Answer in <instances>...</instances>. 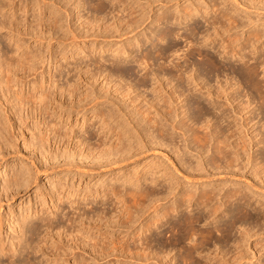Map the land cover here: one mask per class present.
<instances>
[{
	"label": "bare ground",
	"instance_id": "bare-ground-1",
	"mask_svg": "<svg viewBox=\"0 0 264 264\" xmlns=\"http://www.w3.org/2000/svg\"><path fill=\"white\" fill-rule=\"evenodd\" d=\"M125 1L126 0H117V3L124 4ZM161 1H163L161 2L163 3L162 6L164 5L168 10L171 7L168 6V4L177 0ZM197 1H200V3L197 2V4H194L192 3L193 1H190V3L187 6H184L183 9L178 8V10H176V7L175 14L173 13L175 15L174 21L177 23L176 25L180 26L188 18L190 19L193 16L199 14L202 18H204V22H206L208 26L204 33V36L206 37L205 40L210 39L214 42L217 40V38L220 39L221 43L218 45L220 47V54L226 53L227 55L232 54L233 56H237L236 61L242 62V65L244 66L237 71L233 69L228 62L223 60L222 70H227L230 77L225 79L224 83L220 82L215 85H210L208 81L205 80L206 78H202L200 76L198 71H193L192 68H189L188 70L187 64L181 65L179 62H173L171 64L173 80L175 77L176 79H179L182 72L187 74L191 72L189 84L192 86L188 89V92H190L191 89H195L196 93H185L183 89H178L176 84L170 88V91L166 90L165 86L167 87V85H171L172 80H168L169 82L167 81V85H164L161 83L164 75H160L158 72H153L150 69L152 74L150 76L157 84V87L153 89V91H157L158 93L161 92L163 96L159 99H157V96L151 100L145 99L146 105L144 104L145 106L143 105L136 108H134L135 106H131L134 105L133 103L136 102L135 100L139 97V95L137 94L138 96H136L135 94V96H130L132 92L137 90L136 86L132 84L125 85L127 86L125 88V93L123 90V94L120 98L117 97V95H113L111 98H109L108 96L110 94L108 95L106 91L105 95L103 94L101 96H93L92 94L94 91H89V89H87L88 87L90 88L92 86H88L86 88V90L89 92H86V94L83 96L81 95L82 98L79 95L80 100L78 98V103L88 99L87 104H91L92 106L90 105V108H94V111L92 112L95 113V117H98L102 120V123L98 129H100L102 137L105 136V139L104 137L99 139V142L96 144V146L89 147L87 146V141L84 137L76 138L75 136V139H77L76 142H78L79 146H85L86 144L88 150L92 149V152H96V155L93 154L94 157L96 156L93 160V164L96 162L94 165H117L124 160H127L133 156H137L138 154L146 152L149 149L157 151L159 150V152L163 153V155H165L166 159L169 161V165H163L161 170L159 169L160 166L156 167V165H154L152 166L156 168L154 171L149 170V172H146L145 170L143 174H139L140 176L138 173H136L137 175L132 174L135 176L134 179L132 176L131 178L129 177L124 178L123 180L121 179L122 181L119 180L121 181V184L124 185L122 186L123 189L120 187V183L117 185V180L115 183L112 182L113 184L106 183L107 186L103 191V194L93 190L95 195H92L95 197L91 203L96 201L95 199L97 195H99L98 203L102 205H105L106 203L108 204L107 200L109 198H113L115 200V204L117 205L121 203V207L117 209L115 206L114 210H112V213L110 207L107 206L105 208L103 207L102 210L100 209L101 211H99V209L96 210V208H91V215L85 210L82 212H77L76 214L75 211L78 209V202L73 199L70 201V203L68 202L69 206L72 208V211L70 212L71 215L66 214L65 216L66 220L69 222V226L67 228L69 232L67 235L71 237V239L74 241V245L77 247L80 245L78 240L80 241V238L83 239V244L81 243L82 251H84L83 248L85 245H88L89 241H93L90 246L94 254H104L106 248L111 244L113 247L110 248V255L114 254L112 252L119 250V254H114L116 257L115 260H120L119 258L124 256L126 259L129 258L135 260V262H138V260L147 261V259H155L156 261L154 264H162L161 259L167 258L172 248L161 251L151 249V244L147 242V235L144 237L142 236L143 244H136L138 247H129L127 242V237L129 235L128 230L135 223H138L140 226L137 229L138 231L141 230V235L145 231L147 232V230H149L154 224L156 225L157 233L160 234L162 232L163 226L166 225L167 229L172 232L171 235H173L172 241L169 243L166 242L168 246L180 245L186 240L191 242V246L189 245L190 248L188 247L187 249H184L179 255V258L182 260V262H188V264H257L260 263V258L264 256V242L262 243L264 238V188L263 186L258 185V180L256 178L260 173H264V81H259L256 77L259 74V68H261L262 72H264V42L262 43V38L264 36V18H258L257 20L254 18L253 20L251 18L253 20L252 21L247 14L248 8L264 10V0H220V2H217V0ZM12 2V0H7V2H5V0H0V15H4V12H2L3 8L6 7V5H11ZM226 2L229 4L231 3L230 6H225L224 3ZM41 3L43 4L44 8L49 7V2H47V0H41ZM55 3L57 4V2ZM237 7H240L241 11L245 12L244 15H248V18L251 20L250 22H247L248 25L249 23H252L251 27L249 26L250 30L248 32V37L243 38L244 41L239 46H237V43L242 39V37L237 38V36H239L237 35L235 37L233 36L232 38V35L229 33L234 29L239 27L243 29L248 25L245 23L246 20L243 21L242 18H240H244L245 16H240L243 13L239 14ZM244 7L245 10L247 9L246 11L244 10ZM214 8L215 11L213 14H211V10ZM12 15V17H15V13H12ZM158 17L161 20L165 19L166 14L163 13ZM259 19L263 21H260L259 23ZM121 20L122 19H119L120 23L122 22ZM21 21L23 20L15 21L14 18L13 21H7V23L10 24L7 27L5 21L2 20L0 21V29L2 30L3 28H9L10 31L15 30L20 26L22 23ZM52 22V24L56 26L57 20L55 19ZM43 23L44 22L42 19H40L38 23L33 26L34 32H39V27L43 26ZM141 24V20H138V18L134 17L133 19L131 18L125 20L123 25L120 24L122 26L115 27L116 25L114 24L111 26H104L102 32H108V34H113L114 32L117 34L116 36L120 37L129 34L125 38V42L128 43V47L123 42V44L120 45V47L115 51V57H117L118 54L120 55L124 53H127V56L131 57L133 44L130 41L135 40L137 43L139 42L137 36L138 31H136V29L140 27ZM31 25L33 24L31 23ZM27 26L25 25V31H28L29 29ZM12 27L13 29L11 30ZM52 28L56 27L53 26ZM209 28H211V32L209 31ZM30 31H32L31 28L29 32ZM16 32L18 33V31ZM13 33L14 32H11V35L8 36L11 37L15 35ZM52 33L54 35L55 31ZM17 37V39H19L18 41H20L21 37ZM37 37L39 38L38 35ZM42 37L39 39H42ZM187 37L190 38L189 35ZM18 41H14V48L11 50L14 52L12 55L11 53L8 55L9 50L0 51V88H6V93L8 95H6L7 100H5L9 104L10 112L13 109L14 112L11 113L19 118L21 115V110L25 107V104L33 103L34 109H39L40 112H45L49 109L48 104H50L52 100L54 101V99H52L51 91H43L42 88L44 86L42 82L40 85V93H38L39 90H36V88L32 90V93L27 96H23L21 93L16 94L15 96L11 94L10 87H12L14 83L17 84L22 77H20V80L19 77L16 78L18 72H29L35 70V64L33 65L32 62L38 57L37 53L35 54V52L32 53L28 50H24L22 53L16 54V52H18L20 49L22 42L21 41L19 43ZM189 42L191 45H193L191 40ZM102 52H105V50L103 49ZM177 55L178 53L176 54L175 58H177ZM227 55L222 56L227 58ZM183 56L187 57L188 54ZM113 58H111L112 63L116 61L118 62V58L116 60ZM131 58L137 63L139 62L140 64L146 65L145 58L136 59L134 56ZM185 61H187V59ZM249 61L250 63H248ZM89 67L83 72H90L91 69ZM73 68L76 69L77 67ZM79 70L82 71L83 69L80 68ZM104 71L105 70L102 69L101 65L98 64L96 71H91V75L89 73L90 79L93 80L95 77L96 80V78L101 76ZM111 71L112 70L107 72V76L105 75L108 82H112V80H114V73H111ZM176 72H179L178 76L176 75ZM36 77L37 76H35L34 81L37 80ZM80 78L81 73L77 75V79L79 80ZM108 78L110 80H108ZM114 78L117 79V82L114 80L116 82V89L114 90L119 92L120 88L123 87L120 83L123 82L124 79L121 76V73H118L116 76H114ZM91 84H93V81ZM53 85L61 95L65 92L68 93V97L73 96L74 91H77L76 83L70 84L66 82L65 85L58 86L56 82L55 84H52L51 87H53ZM239 88L246 89L245 93L239 92ZM15 91L17 92V90H14V93ZM11 95L14 97L10 99ZM125 95L130 99L128 104L124 102V97L126 98ZM202 97H204L206 101V107L199 100V98ZM101 98L104 99V101H101ZM102 102H107L109 104L108 109H97V106L102 104ZM126 109L127 111H125ZM180 114H183L182 117L179 120H176V117H179ZM14 115L10 117L9 113L6 114L5 110L0 111V153L3 152L5 148L9 150L8 147L11 146L9 145L7 133L10 131L9 134H11V130L14 131L15 129L13 124V119H15L13 118ZM117 118L119 121L116 120ZM113 121L114 123H112ZM47 125L49 126L50 124L47 123ZM108 131L111 132L112 136H115L113 138V142L110 143H108L109 139L106 140V133ZM67 132L68 131L66 130L64 133L63 131H60L56 123H53L50 126V133H53L52 136H54V138H59V140L70 134ZM50 133H47V136H49ZM40 134L41 133H39V135ZM39 135H37L38 138L35 139L36 141L34 142L36 147L32 144L33 139L30 140V143L36 148V152L43 153L44 145L46 141H48L49 137L46 136L45 138L44 135ZM77 151H79V149H77ZM79 152L73 154L71 152L62 153V155L65 154V160L69 159V161H65V163L70 165L75 164L72 166L85 169V165L82 162L79 164L75 160L76 154ZM86 153L87 152L80 153V156L81 154L83 155L80 160L83 161L84 159L89 158L87 157L89 152L88 155ZM67 154H71V158L69 156L67 157ZM90 155H92V153H90ZM42 156L44 157L45 155ZM91 161L92 159L90 160V163ZM88 169L92 170V167H89ZM19 171L21 172V170ZM19 171H17L16 176H13V174L12 177L8 176L2 181L0 208L2 206V196L7 197L8 193L14 188L17 190L18 187H21L24 184L28 185L30 183L31 177L28 176L30 177L28 179H25L24 177L22 180V174H20ZM212 172L215 174L218 173L227 175L229 177L228 179H230V183H232L231 187L224 191L220 187H218L220 189L216 188L218 190L210 187H204L201 188L199 192H196L197 188L194 191H189L187 189H184L183 191L179 190V181L181 178L186 179L187 181L202 180L203 182H206V178H209L212 175ZM124 176L127 177L126 175ZM118 178L120 177L118 176ZM22 181H24V184ZM88 191L91 192L90 190ZM54 193L55 192L53 191L51 194L49 193L53 208L50 209V214H45L46 212L44 209L40 210L39 214L41 215L38 214V211L35 212L34 216L36 219H39V222L35 221V219V222H33L31 216L29 218L28 214H25L26 212L23 213L25 215L20 214L21 218L16 217V226H13H15V229L16 227H19V232L21 235L12 236L9 248L6 249L4 245L5 242H3V238L0 237V254L1 256H7V264L27 263L28 260L24 259L21 261L20 258V260L17 258L24 252H34L35 247L42 248V245L39 246L38 244H41L42 242L46 243L47 238L44 237L46 235L52 239L50 248L54 246L56 249L55 252L52 250L49 253L54 255L56 260L58 257H60L59 251L62 249V247L64 248L66 244H62L61 242L59 243L54 238V235H58L59 237L61 233L59 230L61 227L58 226V224H55L57 223L55 218L57 217L60 206L54 202ZM87 194H85L86 199L88 198ZM57 198L60 202L62 201L61 197L58 196ZM82 199H85V196L82 197ZM168 201H170V203L166 204ZM74 204L77 206H73ZM252 210H260V214L258 213L259 216L257 217L256 215L253 216L254 219L250 221L249 219L252 217ZM144 219H146V221H144ZM86 222L87 224H85ZM200 222H206L208 224L207 228L203 230L197 229L195 224H200ZM249 222L257 224L255 226L245 225ZM258 223H263V225L261 224L262 227H259ZM3 224L4 216L0 213V231L3 227ZM236 224L241 226V228H239L241 230H239V234L237 236H232V227ZM78 225L84 226L79 228ZM13 226L10 228L12 231L15 230ZM42 226H45L44 231L46 235H44V238L42 237L39 241H37L36 244H34L32 235L36 231L38 232ZM102 226H105L106 229L111 227V231H107L106 229L101 231ZM115 228H117L116 230L124 229V234L122 233V237H114V233L116 232ZM53 231H55V233H53ZM94 231L99 232V235H101L102 238H97L94 236ZM213 232H216V234L217 232L220 233L221 240H215V238L212 237ZM147 233L149 234V232ZM136 238L139 240L138 235ZM257 238H260V240L252 244V241L254 242V240ZM207 240H211L216 245V242H218V245H214L216 247L213 249V251L209 250L210 252L205 253L203 250L206 243H208ZM228 243L232 244L231 249L225 247ZM13 245L15 246V248H13L14 250L12 249ZM9 252L11 253L10 255ZM202 252L205 254L202 255ZM42 254L45 253L42 251ZM195 254L201 256L200 258H203L202 260L200 259L201 263L198 260V262H196V260L194 261L193 258ZM73 257L76 264H88L86 259H83L82 257ZM172 257H169V262L173 260ZM1 261L2 260L0 258V264H3ZM125 264H127V262H125Z\"/></svg>",
	"mask_w": 264,
	"mask_h": 264
},
{
	"label": "rangeland",
	"instance_id": "rangeland-1",
	"mask_svg": "<svg viewBox=\"0 0 264 264\" xmlns=\"http://www.w3.org/2000/svg\"><path fill=\"white\" fill-rule=\"evenodd\" d=\"M12 1L13 2L11 5L9 6L6 5V7L3 8L2 12H4L3 13L4 15H0V21L2 20L5 21L7 27L10 25L9 23H7V21L8 22L13 21L14 18L15 21L23 20L24 22L21 21L22 23L17 28L18 30L17 29L12 30L13 27L11 28L12 31H10L9 28H3L2 30L0 29V51L9 50L8 55H10V53L12 55V53H14L11 51L14 48L13 47L14 41L16 40L18 41L19 39H17L18 38L17 36H19L21 37V39L18 42L19 43L21 41L22 42H21V47L18 50V52H16V54L22 53V51L24 50H28L31 51L32 53L34 52L35 54L37 53L38 57L36 56L37 58L35 57L36 59H34L32 62L33 65L35 64L34 65V67L36 68L35 70L29 72H23V71L18 72L16 78L19 77L20 80V77L22 76L21 80L17 84L14 83L13 86L10 87L11 88L10 92L14 96L20 93L23 94V96H27L30 93H32V90L37 88L36 90H39L38 93H40L41 90L40 85L42 82L44 86V87L42 86L43 91H47V90L51 91L52 99H54V101L52 100L53 103L51 102L52 104L51 103L48 104L49 109L45 112L41 111L42 113L39 111V109H34L33 103L25 104V107L22 108L21 115L18 118L16 115L11 113L14 112L13 109L10 112L9 104L6 101L7 100L6 95H8L6 93V88L5 87L0 88V111L5 110L6 114L9 113L10 117L14 115L13 118H15L13 119L14 120L13 124L15 127L14 131L11 130V134H9L10 131L7 133V137L9 138V145L11 146L8 147L9 150L5 148L4 151L0 153V191L2 188V183H3L2 181L5 180V178H7L8 176L12 177L13 174H14L13 176H16V173L19 170H21V172L20 171L19 172L20 174H22L21 175L22 180L24 177L25 179L31 177L30 183L28 185L24 184V181H22V183L26 186L20 185L21 187H18L17 190H15L16 188L12 190L13 193L12 191H10L11 193L9 192L7 197L2 196V202H1L2 206L0 208V213L3 214L4 216V224L0 231L1 233L0 237L3 238V242H5L4 245L6 249L10 247L9 245L12 236L21 235V233L19 232V227H16L15 229L16 221H17L16 217L21 218V215L26 212L25 214L26 215L28 214L29 218L31 216L33 222L35 221L39 222V219L38 218L36 219L34 214L37 211L39 214L41 209L45 210L46 212L45 214L48 213L50 214L51 211L50 209H53L51 205L50 194L53 191L55 192L54 194L56 197V198L54 197V202L60 206L58 209L57 217L55 218V221H57V223L55 224H58V226L61 227V228L59 227L60 228L59 230L61 231L60 236L58 237V235L57 236L54 235V238L59 243L61 242L62 244H66V246L64 248L62 247V249L59 251L60 257H58V259L56 260L55 256L49 253L52 250L54 252L56 250L54 246L50 248L52 244L51 242L52 239L45 234L44 231L45 226H42L40 230H38V232L36 231L37 233L35 232L32 235V239L34 241V244H36L37 241H39L44 235H46L44 236L47 238V239L45 238L47 240L46 243L42 242L41 244H38L39 246L42 245V248L35 247L34 252L29 250L30 252L28 253L24 252L23 254H21L17 259L20 258L21 261L26 259L28 260V262L20 263V264H76L73 256H76L77 258L82 257L83 259H86L88 264H125V262H127V264H140V263L154 264V262L156 261L155 259L154 260L147 259V261L138 260V262L136 261L137 262L136 263L135 260L133 259H129V258L126 259L124 256H121V258H119L120 260H115L116 257L114 254H119L118 252L119 250L116 252L115 251L112 252L114 254L110 255L109 254L110 248L113 247V245L111 244L106 248V250L104 251L105 253L101 255L99 253L94 254V252L92 251L90 245L93 241L92 242L89 241L90 243L88 242V245H85V247L83 248L84 251H82L83 239L80 238V241L78 240V243H80L81 246L79 245L77 247L76 245H74V241L71 239V237L67 235L69 232L67 229L69 226V222L66 220L65 216L66 214L71 215L70 212L72 211V208L69 206L68 202L70 203L72 199L78 202V209H76L75 211L76 214L77 212H82L83 210H85L88 214L90 213L91 215V211H90L91 208L93 209L96 208V210L99 209V211H101L103 207L105 208L107 206L110 207L112 213L113 212L112 210H114L115 206L117 207V209L121 207V203L118 204L119 205L118 206L117 204H115V200L113 198H109L107 200L108 204L106 203L105 205H102L98 203L99 195H97L95 199L96 201H94L95 203L94 202L91 203V201L95 197L93 196L95 195L94 191H98L101 194H103V191L106 189L107 186L106 183L111 184L112 182L115 183L118 180V182H116L118 185L119 183L121 184V181L124 178H129V177L131 178L133 176L134 179L135 177L134 175L136 173H138V175L139 174L141 175L145 172V170L146 172H149V170L150 171L152 170L154 171V169L156 170L155 167H152L154 165H156V167L160 166L161 167V168L159 167L160 170L162 169L163 165L164 166L169 165V161L166 159L165 155L159 152V150L157 151L153 149L151 150L149 149L146 152H142L137 156L130 157L127 160H124L123 162L117 165H106V166L94 165L96 162L93 164V160L96 157V156L94 157V155H96V152L95 151L92 152V149L88 150L87 146L89 147L96 146V144H98L99 142V139L103 137L105 139V136L102 137V133H100V129H98L102 123V120L99 119L98 117H95V113L92 112L94 111L93 110L94 108L93 107L90 108L91 104L90 105L87 104L88 99L87 100L85 99L84 101H80L79 103L77 100L78 98L80 100L81 95L83 96L86 94V92H89L91 90L94 91L93 94L91 93L93 96L95 95L101 96L103 94L105 95V93L107 92L108 95L110 94L108 96L109 98H111L113 95L115 96L117 95V97L120 98L121 95L123 94L122 92L123 90L125 93V88L127 87L125 85L132 84L136 86L137 90H135V92H132L130 96L131 97L135 96V94L136 96L139 95V97L135 100L136 102L134 101L135 102L133 103L134 105L131 106V107L135 106L134 108H136L139 106H143L144 104L146 105L145 99L151 100L154 99L156 96L157 99H159L162 98L163 96L161 92L158 93L157 91H153V89L157 87V84L150 76L152 75L151 70L153 72L154 71L158 72L160 75H164L161 80V83L164 85H167V83L170 80H172L171 85H167V87L165 86L166 90L170 91V88L176 84L178 86V89L181 90L183 89L185 93H196L195 89H191V91L188 92V89L191 88L192 86L191 84H189L190 83L189 78L191 76L190 75L191 72H189L188 74L182 72L181 77L179 79H176L175 77L173 80L172 67H171V64L173 62H179L181 65L187 64L188 70L189 68H192L193 71H198L200 76L202 78H206L205 80L208 81L210 85H215L220 82L224 83L225 79H228L230 77L227 70H222L223 60L228 62L229 65L232 66V68L237 71L241 69L244 65H242V62L236 61L237 56H233L232 54L227 55L226 53L220 54V47L218 46L221 43L220 39L217 38V40H215L214 42L211 41L210 39L205 40L206 37L204 36V33H205V29L208 26L207 23L204 22V18H202L199 14L193 16L190 19L188 18L180 26L176 25L177 23L174 21L175 11L178 10V8L183 9L184 6H187L190 3V1H193L192 3L194 4L195 3L197 4V2L200 3V1L197 0H189V1L177 0L178 3L177 1H172L171 3L168 4V6H171L168 10L166 9L167 7H165L164 5L162 6L163 3L161 2L163 1L161 0H126L124 4L117 3V0H79V1L53 0L54 2L52 0H47V2H49L48 8H44L43 4L41 3V0H12ZM5 2H7V0H5ZM55 2H57V4ZM217 2H220V0H217ZM224 4L225 6L228 7L230 6L231 3L229 4L226 2ZM237 8L239 14L243 13L240 16H245L244 18L243 17L240 18H242L243 21L246 20L245 23L247 25H248L247 22H250L253 18L255 20H257L258 18L261 19L264 18V10L262 9L261 11L258 9L256 10L255 8L252 9L248 8L247 14L249 15L250 19L252 18L250 20L247 14L244 15L245 12L241 11L240 7ZM212 10H211V14H213L215 8ZM12 13L13 14L15 13V17H12L13 16ZM163 13L166 14V17L165 19L161 20L159 19L158 16L162 15ZM134 17L138 18V20H141L142 24L140 25V27L136 29V31H138L137 36L139 42L137 43V41L135 40L130 41L133 44L131 57L134 56V58L136 59L145 58L146 65L133 61L131 57L127 56V53L120 55L118 54L117 57L114 56L115 51L120 47V45L123 44V42L128 47V43L125 42V38L129 34L120 37V36H116L117 34L114 32H113L114 35L110 32H109L110 34H108V32L107 33L102 32L105 25L111 26L112 24H114L116 25L115 27L122 26L123 23H125V20L131 18L133 19ZM40 19H42L44 25L39 27V32L38 31L34 32L33 26H35ZM53 19L57 20L56 26L52 24L53 23L52 21H54ZM119 19H122L121 21L124 22L120 23ZM260 21L263 20L259 19V23ZM31 23L33 25H31ZM251 24L249 23V25L243 29L241 27L234 29L229 33L230 35H232V38L233 36L235 37L237 35H239L237 36V38L242 37V39L239 40L238 43L240 41L242 42H240L239 44L237 43V46L243 43L244 41L243 38L248 37V32L250 30ZM25 25L26 26L28 25L27 26L29 28V29L27 28L28 31L24 30L26 29ZM50 25L56 28H52ZM30 28L32 29V31L29 32ZM16 31H18V33ZM54 31L55 33L53 35L52 32ZM209 31L210 32L212 31L211 28H209ZM11 32H14L13 34L15 35L9 37L11 35ZM39 34L41 35V37L43 36L42 39H39L41 38ZM37 35L39 36V38L37 37ZM188 35L190 36V38L187 37ZM35 37H37L38 39ZM262 39H263L262 40L263 43L264 36ZM190 40L192 41L193 45L190 44L189 42ZM103 49L105 50V52H102ZM177 53H178L177 58H175ZM187 54H188L187 57L183 56ZM222 55L223 56L227 55L228 57L224 58ZM184 57L187 59V61H185L186 59ZM111 58L115 60L118 58L117 59L118 62L116 61L112 63ZM248 63H250V61ZM98 64L101 65L102 69H104L106 72L104 71L101 74V76L96 78V80L95 77L92 80L90 79L91 71L94 70L96 71V67ZM73 67H77V68L74 69ZM88 67L91 69V71L89 70L90 72L84 73L83 71ZM80 68L83 70L80 71L79 70ZM110 70H112L111 73H114V76H116L118 73H121V76L124 79V81L120 83L122 84L123 87L120 88L119 92L118 91L116 92L114 90L116 89L115 84L117 82V79H115L113 76V79L116 82L114 80H112V82H108L107 77H105V75L107 76V72L108 71L110 72ZM79 72L81 73V78L78 80L77 75L80 74ZM179 72H176L177 76L179 75ZM258 72L259 74L256 76L258 79L257 78L256 79L259 81H264V72H262L261 68H259ZM35 76H37L36 78L38 81L37 80L34 81ZM89 79L91 83L93 81V84L89 82ZM108 80L110 79L108 78ZM56 82L58 86L65 85L66 82L70 84L76 83L77 91H74L73 96L70 97H68L69 95L66 92L61 95L59 91L55 89L56 87H54V85H53L54 88L51 87L52 84H55ZM88 86H92L90 87L91 89ZM86 88L89 89V91L86 90ZM14 90H17V92L15 91L14 93ZM238 90L241 93H245L246 91V89L243 88H239ZM14 96L11 95L10 99L13 98ZM100 100L104 101V99L102 98ZM129 100L130 99L128 98V96H126V98L124 97V102L126 104L129 103ZM199 100L205 106L206 101L204 97L199 98ZM108 107L109 104L107 102L104 103L102 102V104H99L97 106V109L106 110L105 108L108 109ZM125 111H127V109ZM182 115L183 114H180L179 117H176V120H179L182 117ZM116 120L119 121L118 118ZM47 123L50 125L48 126ZM53 123H56L59 130L63 131V133L66 130L70 134H68V136L64 137L61 140H59V138H54V136H52L53 133H50V126ZM112 123H114V121ZM39 133L44 135L45 138L47 136V133L51 134L47 136L49 138L44 145L43 153L36 152L35 150L36 145L34 142L36 141L35 139L38 138L37 135H39ZM96 134L99 135L97 136ZM75 136L76 138L84 137L85 140L87 141V146L86 144H85L86 147L79 146L78 142H76L77 139H75ZM106 137H107L106 140L109 139L108 143H110L113 142L114 140L113 138L115 136H112L111 132L108 131L106 133ZM31 139H33L32 144L35 147L30 143ZM76 148L79 149L80 152L77 151ZM85 149L88 151H86ZM70 152L72 154L79 152L78 153L79 155L76 154L75 160L79 164H81L82 162L85 165V169L76 168L75 166H72L75 164L70 165L65 163V161L68 162L69 159L65 160L66 159L65 154L62 155V153H70ZM85 152H87L86 153L87 155L89 152L88 156L86 154L84 155L92 159L91 163H90L91 159L89 158H87L88 160L87 159H84L83 161L80 160V158L83 156L82 154L80 156V153H85ZM90 153H92V155H90ZM42 155H45L46 157L45 156L43 157ZM70 155L67 154V157L68 156L70 157ZM39 159H43V160H39ZM89 167L90 168L92 167V170L88 169ZM124 175H126L127 177H125ZM118 176L120 178H118ZM228 178L229 177L227 175L218 174V173L215 174L214 172H212V175L209 178H206L207 179L206 182H203L202 180L187 181L186 179L179 178L180 179L179 190L183 191L184 189H187L189 191H194L197 188L196 192H199L201 188L210 187V188H214L215 190L221 188L224 191L229 189L232 184L230 183L229 181L230 179ZM256 178L258 180L257 181L258 185L263 186L264 188V173H260ZM122 186L124 185L121 184L120 187L122 188ZM88 190H90L91 192H89ZM0 193H2V191ZM84 193L85 194L88 193L87 199ZM58 196L61 197L62 199L61 202L58 200L57 198ZM84 196L85 199H82V197ZM170 201H168L166 204L170 203ZM76 204H74L73 206H75ZM257 211L258 210L251 211L252 217L251 219H249L250 221L254 219L253 216L255 215L256 217L259 216L260 210L258 212ZM144 221H146V219H144ZM85 224H87V222ZM256 224L249 222L245 225L255 226ZM261 224L263 225V223L260 224L258 223L259 227H262ZM154 225L151 226L149 230H147L149 234L145 231L142 235H141V230L138 231L137 229L140 226L138 223H135L133 226H131L130 229L128 230L129 235L127 237V242L129 244V247L130 248L133 246L138 247L137 246L138 244L139 245L143 244L142 239L145 235H147L148 237L147 242L151 244L150 245L151 249L153 250L156 249V251H161L172 248L173 251L172 250L170 251L167 258L161 259L162 264L186 263V262H182V260L179 258V255L183 252L184 249H187L188 247L190 248L191 242H188V240H186L180 245H172L173 247L168 246L167 243L172 241V236H173L171 235L172 232L168 230L165 225L163 226L162 232L159 234L157 233L156 225L155 226ZM12 226L15 229L13 231L10 229ZM78 226L79 228H82L84 225H78ZM207 226L208 224L206 222H202V223L200 222V224L199 223L195 224V227L200 230L206 229ZM239 228H241V226H239L238 224L232 227V233H231L232 236H237L239 234V230H241ZM105 229L106 227L102 226L101 231H104ZM110 229L111 227L107 228L106 230L111 231ZM116 229L117 228H115V230ZM53 233H55V231H53ZM94 233H95L94 236H96L97 238H102L101 235H99V232L94 231ZM122 233L124 234V229L121 230L118 229L114 233L115 234L114 237L118 236L120 238L123 236ZM169 234L171 235V237ZM137 235L139 237V240L136 238ZM212 237L215 238V240L216 239L221 240V235L218 232L217 234L216 232H213ZM259 240L260 238H257L256 240H254V242L252 241V244ZM160 241L161 242L164 241V242L161 243ZM207 242L208 243H206L203 250V252L205 251V253L213 251V249H215V247L218 245V242H216L217 243L216 245L211 240L209 241L207 240ZM263 242H264V238L262 240V243ZM228 244L225 247L231 249L232 244L231 243ZM13 248H15L14 245L12 249ZM42 251L45 254H42ZM203 252L202 255L205 254V253L203 254ZM10 254L11 253L9 252V255ZM6 257L7 256H1L0 254V258L2 260L1 262L3 264H7ZM169 257L173 258V260L170 262L168 261ZM200 257L201 256L195 254L193 259L194 261L196 260V262L199 261L201 263V260L203 258ZM262 257L260 258L259 261L260 263L257 264H264V256ZM186 264H188V262Z\"/></svg>",
	"mask_w": 264,
	"mask_h": 264
}]
</instances>
